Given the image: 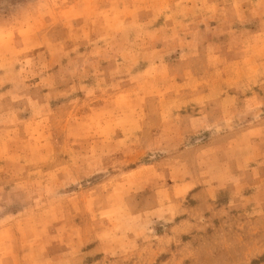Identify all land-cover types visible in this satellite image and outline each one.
<instances>
[{"label":"rangeland","instance_id":"rangeland-1","mask_svg":"<svg viewBox=\"0 0 264 264\" xmlns=\"http://www.w3.org/2000/svg\"><path fill=\"white\" fill-rule=\"evenodd\" d=\"M0 264H264V0H0Z\"/></svg>","mask_w":264,"mask_h":264}]
</instances>
